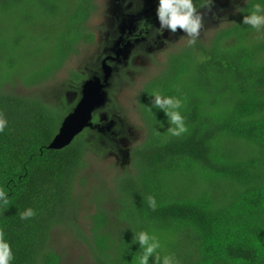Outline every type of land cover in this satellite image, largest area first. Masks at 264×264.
I'll list each match as a JSON object with an SVG mask.
<instances>
[{
  "label": "trees",
  "instance_id": "trees-1",
  "mask_svg": "<svg viewBox=\"0 0 264 264\" xmlns=\"http://www.w3.org/2000/svg\"><path fill=\"white\" fill-rule=\"evenodd\" d=\"M256 2L241 4L243 12L209 39L168 55L137 93L144 142L94 192L90 186L100 182L88 178L89 154L125 155L115 112L98 111L93 128L53 150L76 103L62 97L54 107L16 88L47 85L94 43L97 0H0V111L9 121L0 135V187L9 194L0 232L11 242L12 264H65L53 243L60 228L88 247L94 264H135L140 245L132 241L142 230L180 264H264V29L243 24ZM99 67L86 75L71 71L66 86L81 98ZM154 91L183 100L186 133L168 134L164 112L147 111ZM99 112L107 121L100 123ZM28 207L36 215L22 220Z\"/></svg>",
  "mask_w": 264,
  "mask_h": 264
},
{
  "label": "rangeland",
  "instance_id": "rangeland-1",
  "mask_svg": "<svg viewBox=\"0 0 264 264\" xmlns=\"http://www.w3.org/2000/svg\"><path fill=\"white\" fill-rule=\"evenodd\" d=\"M246 1L247 0H215L214 7L211 11L207 9L201 11L204 27L201 30L200 38L205 40L209 39L210 34H212L214 30L226 25L237 13L236 9ZM158 2L159 0H131V2H129V0H97L98 12L90 22V26L95 34L94 43L90 45L85 44L80 49V54L72 57L65 68L47 85L41 88L18 86L16 88L17 92L24 96L40 95V97L46 98L54 107L58 105L62 97L69 103H76L77 105L80 97L76 93L75 88L66 86L67 82L70 80L71 71L81 72L86 75L96 71L100 66L99 70L102 74L103 62L110 56L108 54V48H110L108 42L118 40V35L120 33V30L118 32L117 29L118 23L119 28L123 30V32L126 30L128 31V29L132 27L135 19L143 15V12L149 9L145 8L143 10V3L144 5L146 3L148 5L151 4L150 8H152V5H158ZM134 8H138L136 10L139 13H130V10ZM185 36L186 34L179 29L176 33L165 31L162 41L156 46L157 49H151L150 52L146 51L145 53L140 52L141 55L138 53L139 56L133 60H131V48L128 52L125 46L120 48V50L123 51L119 59L120 65L117 68L113 66L115 70H113V77L110 83L109 99L103 108L108 107L109 112L113 111L115 112L114 114H116L114 117L120 124L119 132L124 148L123 154L125 155L123 157H118L115 154H109L105 157H100L95 154H89V171L91 172L88 174V178L91 184L100 182L98 183L100 185H96L95 188L90 186L91 190H94V192H96L97 189H102L101 183H105V181L111 183L114 173L125 169V167L129 165V150L144 142L146 135L144 124L136 110L137 93L145 83L151 78H154V76L162 70L169 54L180 50L187 44L186 41H180L181 38ZM166 42L178 44L174 46L170 45L168 48V43ZM117 52L115 54H117ZM116 56L117 55H115V57ZM108 63L110 64V62ZM94 76L95 75L87 78V80ZM105 113L106 112L101 113L103 115H100V123H102V119L104 121L107 120V115ZM115 120L113 119L112 121ZM92 173L94 175L97 173V178L93 177ZM79 191L82 192L80 188ZM81 214L83 218L85 214ZM84 223L87 222L84 221ZM71 234L70 231L61 228L53 232L54 246L62 254L65 264H94L92 254L88 247L79 240H76Z\"/></svg>",
  "mask_w": 264,
  "mask_h": 264
},
{
  "label": "clouds",
  "instance_id": "clouds-1",
  "mask_svg": "<svg viewBox=\"0 0 264 264\" xmlns=\"http://www.w3.org/2000/svg\"><path fill=\"white\" fill-rule=\"evenodd\" d=\"M214 2L215 0H159L157 17L160 22V28L154 29L146 21H141L138 26L137 36L144 34L147 40L151 42L157 36H162L165 31L176 33L179 29L186 34L180 41H186L188 47H194L201 40V30L204 27L203 15L200 10L207 9L211 11L214 7ZM236 11L243 12L241 8H237ZM243 24L257 31L264 29V0H258V2L252 4L248 13L244 16ZM148 32H151L150 36ZM132 39H136V36L132 37ZM176 44L168 43V48L170 45L174 46ZM150 97L154 99L151 107H147V111L150 114H154L153 108H155L164 112L168 118V123L171 125L168 134L179 137L187 132L185 117L182 113L184 102L180 97L165 95L158 91H154ZM8 129L9 121L6 115L0 111V135L5 134ZM158 134L160 133L158 132ZM147 202L148 206L155 210L157 206L156 198L149 195ZM8 204L9 194L4 188L0 187V208L6 207ZM19 215L22 220H29L35 217L36 211L28 207L20 212ZM132 243L140 245L139 254L134 257L135 264H150L151 258H154V264H180L174 253L164 252V254H161L164 250L155 234L144 230L134 232ZM14 259L11 242L5 238L3 232H0V264H12Z\"/></svg>",
  "mask_w": 264,
  "mask_h": 264
},
{
  "label": "water",
  "instance_id": "water-1",
  "mask_svg": "<svg viewBox=\"0 0 264 264\" xmlns=\"http://www.w3.org/2000/svg\"><path fill=\"white\" fill-rule=\"evenodd\" d=\"M125 49L128 52L130 46L126 45ZM121 54H123V51L119 50L116 54L117 56L110 59L116 61V59H120ZM110 59L104 60L102 65L103 73L101 75H95L84 81L81 89V98L73 112L64 119L59 133L50 145L51 149H64L87 128L95 126L93 123L94 114L100 111L109 99L110 83L114 72V67L108 63ZM103 121L102 119L101 122ZM114 124L115 122L111 121L107 128L110 129Z\"/></svg>",
  "mask_w": 264,
  "mask_h": 264
},
{
  "label": "flooded vegetation",
  "instance_id": "flooded-vegetation-1",
  "mask_svg": "<svg viewBox=\"0 0 264 264\" xmlns=\"http://www.w3.org/2000/svg\"><path fill=\"white\" fill-rule=\"evenodd\" d=\"M143 10L146 8H149L147 9L145 12H143V15H140L137 19H135L132 27H130L128 29V31L126 30L125 32H123V30H121L119 28V23L120 21H118V26H117V29H118V32L120 30V33L118 35V40H113V41H109L108 42V45L110 48H108L109 50V57L107 59H110V58H115V53L117 51L120 50V48H122V46H126V45H129L130 48H131V60L137 58V56H139L138 53H142V52H150L151 49H157V45L160 41H162V36H157L155 38V40L149 42L147 40V38L145 37L144 34H141L139 36H137V31H138V26L140 24L141 21H146L148 24L152 25L154 29H159L160 28V22L158 20V17H157V7L158 5L157 4H153L152 5V8L151 7V4L148 5L147 3L144 5L143 3ZM138 9V8H136ZM135 8L134 9H131L130 10V13H135V12H138ZM203 10H206V9H203ZM128 11V10H127ZM205 12V11H204ZM139 13V12H138ZM148 35L150 36L151 35V32H148ZM136 36V39H132V37ZM113 39V38H112ZM119 42V43H118ZM140 53V55H141ZM110 64L112 66H116V68L120 65V60L119 59H116V61H112L111 59L109 60ZM115 70V68H114ZM118 70V69H117ZM116 74V73H115ZM98 113V112H97ZM100 115H103L101 114V112H99ZM107 121V120H106Z\"/></svg>",
  "mask_w": 264,
  "mask_h": 264
}]
</instances>
